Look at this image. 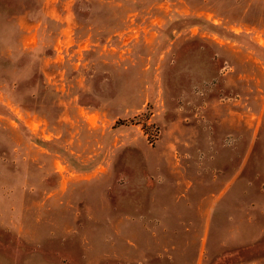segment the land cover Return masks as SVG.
Wrapping results in <instances>:
<instances>
[{
    "label": "rangeland",
    "instance_id": "rangeland-1",
    "mask_svg": "<svg viewBox=\"0 0 264 264\" xmlns=\"http://www.w3.org/2000/svg\"><path fill=\"white\" fill-rule=\"evenodd\" d=\"M0 14L46 49L0 95V264H264V0Z\"/></svg>",
    "mask_w": 264,
    "mask_h": 264
},
{
    "label": "clouds",
    "instance_id": "clouds-1",
    "mask_svg": "<svg viewBox=\"0 0 264 264\" xmlns=\"http://www.w3.org/2000/svg\"><path fill=\"white\" fill-rule=\"evenodd\" d=\"M23 30L19 21L5 14H0V56L9 61L7 67L0 65V95L5 90L13 94H21L17 91L21 84L29 82L45 54L43 42L38 38L37 42L25 48L23 42ZM24 63L21 65V61ZM35 86L25 88L21 95L33 91Z\"/></svg>",
    "mask_w": 264,
    "mask_h": 264
}]
</instances>
